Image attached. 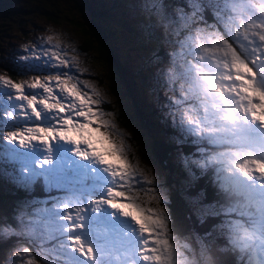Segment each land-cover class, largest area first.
<instances>
[{
  "label": "trees",
  "instance_id": "trees-1",
  "mask_svg": "<svg viewBox=\"0 0 264 264\" xmlns=\"http://www.w3.org/2000/svg\"><path fill=\"white\" fill-rule=\"evenodd\" d=\"M164 1L165 0H109L108 6H105L101 5L98 1L97 5H91L90 0H82V9L85 12L87 24L86 26H81V32H78L81 35H79V37H81L80 44L83 49L89 51L90 54L93 53L99 55L96 56V58L109 73L106 78H100L101 76H98L99 80L106 83L110 92L117 96L124 117H127V113L137 112L139 115L137 117L138 125L142 126L145 131L151 135V141L148 143L149 148L152 150L155 157L153 158L154 163L162 168H160L163 176L161 182L166 185V190L160 197L169 206V211L173 218L172 224L174 230L180 234L187 230H192L201 239L209 251H214L213 253L217 257L218 264H239V259L235 255L232 256L231 251L225 250L228 248L226 240L227 234L225 232L216 231L214 237L216 240L219 239V244L215 243L213 240L205 238L199 232L202 228V221L199 220L202 211L200 203L193 201L192 197L194 196L188 194L187 191L190 189L193 193H208L214 188L219 190L218 183L211 174H199V171L196 169H188L183 166L181 153H184L185 156L188 155V145H186L180 136L175 138L172 131L181 127V122H178L175 118L173 119V117L168 118L171 112L176 113L177 117L184 118L193 115V111L188 107L184 95L183 98L178 101H175V97L182 95V83L196 84L204 82L202 75L209 73V66L212 64L208 51H205L204 49H209V42H211L212 39L208 38L206 40L202 33L203 30L201 29V32H198L197 35L203 37L205 40L204 43L201 39H197L193 42L191 34H185L182 37L184 46L181 48L182 43L180 37L173 35L172 32H165L164 28H162L161 33L163 37L165 38V35L168 36V38H165L167 43L164 41L163 44L162 42V48L154 51L149 46L150 41L148 42L146 37L141 35L139 46L137 47V56L142 55L143 57H139L135 60V70H133L132 68H128L125 58L122 57L124 53L127 54L131 49V41L133 38L129 37L127 50L121 51L122 54H119L113 43L109 41L104 34V32H112L116 30L122 32L119 28L134 34L136 31L135 21L148 25L154 23L155 16L140 14V10L132 9L127 10L129 11V14L120 7L121 5H129L131 7L138 6L140 8L148 7L150 9H156L158 5H161L162 10L165 11L166 9L173 10L176 5L180 4L183 8L176 11L177 15L181 11H189L188 0H171L170 4H167ZM204 1L205 0H200L203 22L207 23L210 28L217 27L224 32H232L220 24V22L223 21L220 18V13L212 12L204 7ZM237 1L238 0H229L228 5L232 7ZM79 7L80 2L75 0L69 7L63 10V13L64 15L67 12L73 14L74 10ZM111 9L117 10V13L123 12L124 14L122 16L125 18L124 22H119L118 19L120 18L112 20V18L108 17V13ZM165 13L167 16L170 13L172 18L176 17L174 14L175 10L174 12L165 11ZM262 16L264 17V14H262ZM51 17L56 19L54 16ZM105 17L108 18L109 22H105ZM157 28L160 27H152L151 32H156ZM151 32H149L148 35L149 40L151 39ZM7 33H10L12 36L16 35L15 32ZM39 33L40 32L34 34V36L30 38L29 43L32 47H36ZM172 38H174V40L171 42ZM2 39V32H0V49L3 45ZM201 44L204 46L203 48L199 47ZM120 47L123 48V46ZM201 57H203V59H201ZM17 60L19 63V59ZM172 60L174 61V65L170 64ZM1 61H4V63H0V66L4 69V73H9L16 78L21 72V69L14 63L13 59L5 58L1 59ZM138 61H140L145 67L141 71H138L137 68ZM157 64L160 65L158 66ZM39 67L40 66L37 65V68ZM153 68H155V74L152 72ZM145 70L150 74V78L153 77V80L143 78V72ZM169 70H172L176 82L174 80L169 81ZM177 73L182 74L180 78H177ZM118 75L121 77V83L116 81ZM161 78V87L164 88L167 86L164 89L169 91V94L165 95V97L167 98L168 95H171L172 97L169 102L165 101L162 108H160L161 115L168 120H161L157 124L150 118L153 117V110L158 106L155 105L153 108L149 107L150 100L148 96L154 94V91L156 90L155 82H161ZM172 83L177 84L172 85ZM141 93H143L145 97L139 102V95ZM125 105L130 107L127 108L131 112L127 110ZM106 106L115 110L117 115H119L117 104L116 106L111 104L110 106ZM140 107L142 108V111ZM151 124H153V128L151 127ZM138 125H133L131 127V132L129 130L130 133L127 135V138H124L123 140L126 144L128 143L129 147H131L130 151L132 159H139L144 166H148L150 165L147 162L149 156H147V152L142 150V145L140 147L137 143V140L141 137L140 130L137 128ZM153 134L155 135V138L152 137ZM24 159L29 160L27 154L24 155ZM29 163L32 164L30 160ZM13 167L14 158L12 150L9 148L8 143H5L0 148V206L2 207L0 208V219L4 220V222H0L3 226V230L0 231V258L3 260L0 264H8L7 259L16 255L15 253H5L6 249L14 246L18 252V258L20 259L18 261L21 263V253L23 254L24 251L23 246L32 252V250H37V243L49 240L53 235H58L60 233L59 228H67L69 224V221L66 219L68 211L70 210L74 214L76 212L75 210L82 209L84 203H88L86 200L91 194V188H84L85 192L80 194L78 198H70V193L67 192L70 188L64 187L59 183L47 186L39 176H33L27 179H19L18 177L11 176L10 172H12ZM94 174L95 173L90 172L88 175H85L83 180L79 177L78 184L80 183L83 185L91 181ZM93 189L96 192L97 188ZM208 196L209 198H213L211 195ZM240 201V199L231 200L229 196L227 197V202L230 207L231 205L234 206L231 208L234 211L239 207ZM53 202H55L58 207L53 205ZM10 203L13 205L18 204L22 210L21 214H28L30 217H25L23 222H20L18 218H16V220L13 219L6 211V206ZM25 203L28 204L25 206ZM29 211H31V213H29ZM208 213L211 214L212 211H209ZM40 214L43 215L38 216ZM91 214L92 213L89 212V215ZM93 220H95V218L90 217V221ZM89 227L94 231V239H97L96 231L92 229L93 227L91 225H89ZM62 234L65 235L64 243H58L55 246V249L61 253V258L66 259L65 262H70V258H73L74 264H118L114 259L103 255H101L100 261L87 262L83 260L84 255L77 246L72 244L70 240L71 236L67 235V233L65 234L64 230H62ZM49 247L53 249L52 245ZM32 254L37 256L35 253ZM76 259H81L82 262L76 261ZM41 261L42 264H44V261Z\"/></svg>",
  "mask_w": 264,
  "mask_h": 264
},
{
  "label": "snow or ice",
  "instance_id": "snow-or-ice-1",
  "mask_svg": "<svg viewBox=\"0 0 264 264\" xmlns=\"http://www.w3.org/2000/svg\"><path fill=\"white\" fill-rule=\"evenodd\" d=\"M188 3L190 10L181 11L175 22V34L180 37L181 48L184 46L182 37L185 34H191L193 42L203 38L197 35L202 22L200 0H188ZM228 4L229 0H221L220 18L224 24L232 21ZM261 10L264 11V7ZM253 27H258L260 31L250 41L254 46L246 48L243 53L238 52L228 39L216 38V51L222 50V55L209 66L211 74L202 75L206 85L205 92L214 94L215 119L211 131L223 134L220 137L221 143L239 145L236 152L222 154L227 158V164L238 171L239 177L240 174L244 177L241 207L228 212L232 218L226 224L228 248L225 250L235 252L240 258L239 264H264V183L260 182L264 181V137L257 139L249 131L251 125L264 130V22L260 25L253 24ZM240 35L239 32L233 33L237 39ZM244 35L246 37L247 33ZM255 36H258V42ZM50 43L51 38L48 39L47 46ZM199 47L204 46L201 44ZM32 51H35V47ZM61 52L51 49V55L59 65L72 67V62ZM169 71L173 76L172 70ZM176 75L180 78L182 74ZM0 79L15 90L17 100L25 102L20 105L25 118L30 109L31 116L41 120L40 106L44 111L55 114L54 126L27 127L10 133L9 138L17 140L21 145L33 142L51 145L52 141L63 139L73 143L80 155L94 156L106 164L121 186V190L109 189L110 199L106 202L122 211L125 216L132 217L142 234L148 233L153 237L151 241L146 237L143 242L145 248L150 242L156 245L150 249L151 254H143V260L151 261L152 264H178L180 253L169 239L168 217L164 209L144 207L138 196L129 194L128 187H125L140 169L129 161L123 138L114 137L112 130L117 125L113 119L106 118L110 113H106L101 107L105 100L97 87L89 80L81 85L80 78L71 75L49 76L46 79L36 77L27 85L23 82L13 83L2 76ZM25 88L43 89L46 95L38 99L36 95H26ZM57 93H63V98ZM9 115L16 118L14 113ZM98 144L107 145V149L99 150ZM108 157L119 161V164L113 163ZM256 170L260 174L259 181L255 179ZM123 200H127L128 204L121 203ZM126 207H134L142 217L138 219L132 212L125 210ZM233 207L231 205L230 208ZM75 211L80 213L83 210ZM236 212L240 213V217L234 223ZM255 217H259L258 223ZM66 219L70 224L69 231H76L84 226L73 222L82 217L78 215L74 218L72 211L67 213ZM70 240L83 255L94 257L93 248L86 247L81 237L73 236ZM203 249L206 253L209 252L206 247Z\"/></svg>",
  "mask_w": 264,
  "mask_h": 264
},
{
  "label": "rangeland",
  "instance_id": "rangeland-1",
  "mask_svg": "<svg viewBox=\"0 0 264 264\" xmlns=\"http://www.w3.org/2000/svg\"><path fill=\"white\" fill-rule=\"evenodd\" d=\"M75 0H0V32H2V48L0 49V63L2 62L1 59H13L14 62H16L15 57L18 54L23 53V47L25 46V43L34 36V34H37L40 32L42 36L46 39L48 42V39L51 38V43L48 45L52 51L61 52L63 56H66L73 64L72 67H64L61 66L60 69L58 68H50L48 69L47 75H39L41 78H47L49 76H64V75H71L73 77H79L81 85H83L85 80L91 81L92 85H95L97 89L103 94L105 103L102 104V108L105 110L106 113H110L109 116L106 118L113 119L114 122L117 125V128L112 130L114 133V137H121V138H127L122 137L124 134H129L131 132V127L133 125H138L137 117L139 116L137 112L135 113H127L124 117L122 108L118 103L117 96L110 92V89L108 88V85L104 83L103 81L99 80L98 76H101L100 78H106L108 77V71L105 70L104 66L101 64V62L96 58V56L93 53H89V51H85L83 47L80 44L81 37H79V33L81 32V26H86V18H85V12L82 9V0H78L80 2V7L74 10V13L67 12L65 15L63 13V10L71 5V3ZM101 5L108 6L109 0H90L91 5H97L98 2ZM167 4L171 3V0H165L164 1ZM218 3H221V0H217ZM122 9L125 10L126 13H129L127 11L128 9L132 10H140V14L144 15H152L155 16V21L153 24H145L142 22L135 21L136 25V31L134 34L127 30H123L119 28L120 31H112V32H104L105 36L109 41H111L116 49V51L120 54L121 51L127 50V45L129 44V37L133 38L131 41V49L127 52V54H123L122 57L125 58V62L128 65V68H132L135 70V60H137L139 57H143L142 55L137 56V47L139 46L141 35L145 36L146 39L149 42V46L154 50L157 51L162 48L161 44L164 41L166 42L165 38H168L167 35H165V38L162 35V28H164L165 32H172L173 35L177 36L175 34V28H176V21L178 19V15L176 11L183 8L182 5L178 4L175 6V9H166L165 11L174 12L176 17H171L170 13L168 16L166 15L165 11L162 10L161 5H158L156 9H150L148 7H131L129 5H121ZM23 12V13H22ZM24 12L28 14H24ZM88 14V12L86 11ZM124 13L119 12L117 13V10L111 9L108 13V17L112 18V20H117L121 22L125 20V18L122 16ZM130 14V13H129ZM139 14V13H137ZM51 16H54L56 19H53ZM66 16V17H65ZM106 18V17H105ZM110 20V19H109ZM105 22H109L108 18H106ZM117 26V25H116ZM154 27H160L156 29V32H151V28ZM138 31V32H137ZM7 32H15L16 35H11ZM22 32V33H19ZM149 32H151V39L149 40L148 35ZM206 33V32H204ZM81 36V35H80ZM161 38V39H160ZM223 39V38H222ZM174 40V38L171 39V42ZM167 43V42H166ZM123 46L121 48L120 46ZM47 46V43L45 44V48L42 51V57H44V53H48L51 56V60L54 62H57L51 55V49ZM148 49V48H146ZM3 50V52H2ZM2 53V54H1ZM122 54V53H121ZM220 55H222V50L220 51ZM136 56V57H131ZM137 63L138 71L143 70L145 67L141 64L140 61ZM158 66L160 64H157ZM78 69V70H77ZM4 69L2 66H0V72H3ZM153 74H155V68L152 69ZM23 74H18V77L25 82V84H30L32 80L30 79L29 74L25 76V78H22V75H24L25 72H22ZM117 73V72H116ZM144 79H152L150 78V74L147 70L144 72ZM169 81L175 80V76L169 75ZM118 82L121 81V77L118 75L117 80ZM161 82L156 81V90L154 91L153 96H148L150 100L149 107L153 108L155 105L162 106L165 101L163 100L165 95L169 94V91L161 87L162 78L160 80ZM176 82V81H175ZM177 83H172V85H176ZM87 90V89H86ZM164 91V92H163ZM38 99L43 98L46 94L44 93L43 89H39ZM172 93V92H171ZM58 95H61L63 98V93H57ZM144 94L141 93L139 95V102L143 100ZM177 99H179L177 97ZM138 100V99H137ZM114 105L118 106L119 115H117L115 110L110 109V107H107L106 105ZM125 104V103H124ZM126 106V105H125ZM159 106V108H161ZM130 108L129 106H126V108ZM127 108L128 111H130ZM141 111L142 108L140 107ZM131 112V111H130ZM42 113V112H41ZM44 114L42 113V117ZM151 119V118H150ZM152 120V119H151ZM54 119H44V121L39 120L35 121V123H41L43 122L45 127L47 126H54ZM126 127H125V126ZM151 127L153 128V124H151ZM129 128V129H128ZM140 130L141 137L137 140L138 145L141 147L142 150L147 152V156H149L148 163L150 165L144 166L142 162L137 159L134 160L131 157V151L130 148L127 145V155L129 161L135 165L138 166L140 171L135 173L130 182H127L125 184V187H128V190H131L130 194H136L139 198L140 203H146L150 200L152 194L144 188H148L150 190L154 191L155 197L152 198V201L144 204L143 206L146 208H153V209H164L167 217H168V225H172L170 222V211L167 204H165L160 199V192H164L166 188L162 187L163 185L160 182V175L162 176L161 167L154 163L153 158V152L149 148V144L151 141V135L145 131V129L138 125L137 127ZM130 130V132H129ZM148 133V134H147ZM132 134V133H131ZM153 138H155V135H152ZM34 146H38V142L32 143ZM103 148L106 150L107 145L102 144ZM215 147L217 150L220 148V144L216 143ZM52 155L49 156V158H54L55 155L51 153ZM223 157V155H221ZM151 158V159H150ZM95 161H98L96 157H93ZM49 161V160H48ZM117 164H119V161H117ZM41 163V162H39ZM147 165V164H146ZM39 166H36L38 168ZM161 168V169H160ZM36 171V169L34 168ZM142 173V174H141ZM119 180L116 181V184H119ZM87 184L84 185H78L76 187H72L70 190V198H78L80 194H83L85 192L84 188ZM118 185H114V188ZM133 188H139L136 190H133ZM120 188H118L119 190ZM121 190V189H120ZM90 193H93V190H90ZM208 195H211L213 198L212 200L215 203H219L221 207L226 206L228 204L227 198L224 197L220 190H217L216 188L211 189L208 193ZM96 195V194H95ZM68 197V196H66ZM107 194L103 193V198L99 199L97 198L94 202L95 207H101L104 210H106L105 207L102 206L109 204L105 201L107 199ZM124 203V202H121ZM28 203H25V206ZM55 204V202H53ZM127 205V203H124ZM5 205V204H4ZM0 208H2L0 206ZM134 212L139 216L142 217V214L132 207ZM6 211L8 214L16 220L18 218L20 222H23L25 220V217H30L27 215L21 214V207L18 204H8L6 206ZM69 212V211H68ZM31 213V211H29ZM73 214V212H72ZM43 214H40L38 216H42ZM80 215L82 218L87 217L85 211H82L79 214H73V216ZM0 222H4V220L0 219ZM80 222L84 223L85 221L80 220ZM100 225V224H98ZM3 230V226L0 223V231ZM169 231V228H168ZM172 235L174 238V246L177 250L181 251L179 256V264H205L206 260V252L204 251L203 247L205 245L201 241V239L191 230H187L186 232L179 234L178 232L171 230ZM116 233H119V231H115ZM169 233V232H168ZM72 235L79 236L85 239V236H89L87 233V230L83 228H78L76 231L71 232ZM111 235V234H109ZM170 238V233H169ZM182 238V240H178ZM62 242L61 237L59 235H53V237L49 240L41 241L40 243H37V250H32L30 252L27 250L25 246H23V260L25 262L30 261L31 264L35 262V264H42V261H44V264H61L60 260V252L55 249V246ZM52 245L53 249H51L49 246ZM130 245V243H125L122 245L123 248H127ZM203 246V247H202ZM95 251H101V246L94 247L93 254ZM137 250H135L136 252ZM32 253L37 254V256L33 255ZM92 254V255H93Z\"/></svg>",
  "mask_w": 264,
  "mask_h": 264
},
{
  "label": "clouds",
  "instance_id": "clouds-1",
  "mask_svg": "<svg viewBox=\"0 0 264 264\" xmlns=\"http://www.w3.org/2000/svg\"><path fill=\"white\" fill-rule=\"evenodd\" d=\"M247 1H248V6L243 12L230 13L232 17V21L230 24H224L223 21L220 22V24L232 32H259L260 29L258 27H253V24L260 25L262 22H264V17L262 16V14H264V11L261 10V8L264 7V0H247ZM220 4L221 3H218L217 0H207L204 3V7L212 12L220 13ZM200 26L201 28L199 32H201V29L203 30V32H224L222 29L217 27L210 28L207 23L203 22V19ZM14 63L19 64L18 62H14ZM19 74L22 73L20 72ZM22 77L24 76L22 75ZM16 78H18V76ZM1 113H2V107L0 105V114ZM242 186H243V181L241 180L240 177L229 176V175L225 176L223 188L224 191L227 193V195L231 198V200H238L240 197H242ZM204 195L206 199L208 197V201L212 199L209 198L207 193H205ZM200 198L201 197H197L196 201L200 203L201 207H203L202 203L205 204V202ZM200 201H202V203ZM255 219L258 223L259 217H255ZM205 264H218L217 257L212 251L206 253Z\"/></svg>",
  "mask_w": 264,
  "mask_h": 264
}]
</instances>
